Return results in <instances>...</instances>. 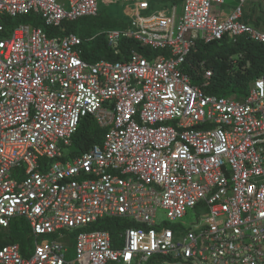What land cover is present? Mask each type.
<instances>
[{
  "label": "built area",
  "instance_id": "2783aa9c",
  "mask_svg": "<svg viewBox=\"0 0 264 264\" xmlns=\"http://www.w3.org/2000/svg\"><path fill=\"white\" fill-rule=\"evenodd\" d=\"M257 1L183 0L178 18L118 0L129 27L105 35L119 59L88 63L79 36L45 28L98 17L100 0H0V233L17 217L33 238L26 252L0 240V264H264V76L236 101L185 70L197 42L264 45L243 20ZM123 39L158 55L124 57ZM86 117L103 141L73 156ZM116 218L119 242L87 230Z\"/></svg>",
  "mask_w": 264,
  "mask_h": 264
},
{
  "label": "trees",
  "instance_id": "16d2710c",
  "mask_svg": "<svg viewBox=\"0 0 264 264\" xmlns=\"http://www.w3.org/2000/svg\"><path fill=\"white\" fill-rule=\"evenodd\" d=\"M182 1L175 0V3L178 4ZM255 16V12L251 16H248L244 11L243 20L252 24L255 28L264 26V18L260 14ZM24 19L27 21L30 17H24ZM38 25L45 28L40 22H38ZM97 27L104 28L107 31L126 29L129 25L127 19L125 21L118 17L112 18L105 13H100L95 18H84L75 22H63L59 28L46 27L45 29L50 36L55 34L64 36L70 33L79 36L83 41L80 47L81 57L88 63H96L103 59L108 61L119 59L118 56L112 54L108 46L105 35L106 31L97 34ZM120 50L124 57L131 50L141 52L149 58L158 55L132 39H123L120 44ZM185 70L194 76V82L199 85L203 82L200 78L196 77L195 71L197 70L199 74H202L205 70H211L212 78L206 89L207 93L233 100H243L248 95L252 83L264 75V45L252 42L245 37H241L233 42L228 40V38L209 44L197 42ZM103 136L104 130L98 126L93 118H84L72 138V155H81L89 151L94 145H100L103 141ZM127 226L128 222L126 220L116 218L100 220L87 229L108 231L113 242L117 240L119 242V233ZM76 233L77 231L69 233L67 237L69 246L72 243L74 244ZM0 240L3 245L11 243L19 244L22 252L31 249L33 245V238L30 235V227L27 221L17 217L11 220L7 230L1 231ZM115 247H119V245L117 244ZM156 258L158 257H153L149 264ZM158 259L160 260V258Z\"/></svg>",
  "mask_w": 264,
  "mask_h": 264
},
{
  "label": "rangeland",
  "instance_id": "374dc122",
  "mask_svg": "<svg viewBox=\"0 0 264 264\" xmlns=\"http://www.w3.org/2000/svg\"><path fill=\"white\" fill-rule=\"evenodd\" d=\"M229 3H230V0L229 2H226L225 6H223L222 14H225L228 12ZM149 7H150L149 12L145 14H148V13L152 14V13L164 11L167 13V15H170L171 1L170 0H166V1L165 0H152ZM100 9H101V13H105L112 18L118 17L126 21L125 11L127 10V5L121 6V4L118 3V0H100ZM244 11L248 16H251L252 13L255 12L256 16L260 14V16L264 18V0L247 4L244 7ZM180 15H181V11H179V9L177 8V17L179 18ZM100 27H97V31H96L97 34H101L106 31V29L100 28ZM258 28L264 31V26H258ZM198 215H196V217H198ZM194 220H195V215L193 214L192 211L189 212V214L184 219L187 225L192 223ZM87 230H91V229H87ZM69 249H70L69 258H72L75 252V244L72 243L71 246H69ZM151 264H170V263L165 259L159 260L158 258H156V259H153Z\"/></svg>",
  "mask_w": 264,
  "mask_h": 264
},
{
  "label": "crops",
  "instance_id": "0c3cea01",
  "mask_svg": "<svg viewBox=\"0 0 264 264\" xmlns=\"http://www.w3.org/2000/svg\"><path fill=\"white\" fill-rule=\"evenodd\" d=\"M152 1V0H151ZM166 1V0H165ZM171 1V6L172 7H176L179 9V11H181V5H182V2L176 4L175 3V0H170ZM229 2V0H228ZM233 3V4H232ZM235 4V0H230V3H229V8L228 9H232L233 8V5ZM229 11V10H228ZM226 14V13H225Z\"/></svg>",
  "mask_w": 264,
  "mask_h": 264
},
{
  "label": "clouds",
  "instance_id": "9594fccd",
  "mask_svg": "<svg viewBox=\"0 0 264 264\" xmlns=\"http://www.w3.org/2000/svg\"><path fill=\"white\" fill-rule=\"evenodd\" d=\"M253 3H254V2H253ZM126 19H127V18H126ZM263 76H264V75H263ZM260 77H262V76H260ZM257 79H258V78H257ZM257 79H256V80H257ZM256 80H255V81H256ZM255 81H254V82H255ZM254 82L252 83V85L254 84ZM195 84H196V83H195ZM201 85H202V84H201ZM252 85H251V87H252ZM251 87H250V88H251ZM249 92H250V89H249ZM249 92H248V94H249ZM208 94H209V93H208ZM210 95H212V94H210ZM214 96H216V95H214ZM217 97H218V96H217ZM246 97H247V96H246ZM246 97H245V98H246ZM224 98H225V97H224ZM245 98H244V99H245ZM229 99H230V98H229ZM244 99H243V100H244ZM232 100H233V99H232ZM236 101H242V100H236ZM71 151H72V150H71ZM157 257L160 258V259H165V260H167L168 262H170L168 258H164V257H161V256H157Z\"/></svg>",
  "mask_w": 264,
  "mask_h": 264
},
{
  "label": "bare ground",
  "instance_id": "6f19581e",
  "mask_svg": "<svg viewBox=\"0 0 264 264\" xmlns=\"http://www.w3.org/2000/svg\"><path fill=\"white\" fill-rule=\"evenodd\" d=\"M250 20V19H249ZM257 29H259V30H261L260 28H257ZM54 30V29H53ZM262 31V30H261ZM229 40V39H228ZM230 41H232L233 42V40H230ZM212 78V77H211Z\"/></svg>",
  "mask_w": 264,
  "mask_h": 264
}]
</instances>
